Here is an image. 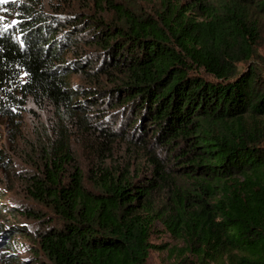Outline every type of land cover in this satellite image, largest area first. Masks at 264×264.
<instances>
[{
  "label": "trees",
  "instance_id": "16d2710c",
  "mask_svg": "<svg viewBox=\"0 0 264 264\" xmlns=\"http://www.w3.org/2000/svg\"><path fill=\"white\" fill-rule=\"evenodd\" d=\"M150 1H12L0 118L32 104L54 124L22 175L33 206L6 211L50 264H150L157 224L174 264H264V71L237 66L264 0Z\"/></svg>",
  "mask_w": 264,
  "mask_h": 264
},
{
  "label": "rangeland",
  "instance_id": "374dc122",
  "mask_svg": "<svg viewBox=\"0 0 264 264\" xmlns=\"http://www.w3.org/2000/svg\"><path fill=\"white\" fill-rule=\"evenodd\" d=\"M13 0H0V29L14 24L10 4ZM145 4L152 3L150 0H142ZM258 40L249 55L241 54L239 68L257 66L264 71V16L258 19ZM16 116L8 121L0 118V264H50L40 249V242L32 234L35 230L34 222L26 218L12 215L10 207H32L33 204L25 197L24 178L34 173L35 155L34 143L36 135L43 130L50 131L53 126L52 114L47 108H41L28 104L24 109H15ZM121 117H112L108 128L123 130L119 121ZM73 145V144H72ZM78 154L81 151L75 144ZM113 157L119 162H124L129 156L127 163L133 168L141 166L142 159L138 148L129 149L124 143L113 147ZM132 152V153H131ZM82 162L85 157L81 156ZM25 227L28 233L11 232L13 226ZM155 247L150 252V264H174L175 246L179 245L169 233L159 224L151 238Z\"/></svg>",
  "mask_w": 264,
  "mask_h": 264
}]
</instances>
